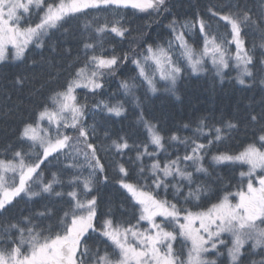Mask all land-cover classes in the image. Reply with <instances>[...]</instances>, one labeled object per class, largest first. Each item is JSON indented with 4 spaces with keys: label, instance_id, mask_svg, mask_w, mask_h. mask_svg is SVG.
<instances>
[{
    "label": "snow or ice",
    "instance_id": "snow-or-ice-1",
    "mask_svg": "<svg viewBox=\"0 0 264 264\" xmlns=\"http://www.w3.org/2000/svg\"><path fill=\"white\" fill-rule=\"evenodd\" d=\"M165 3L166 0H0V62L9 56L13 60L23 59L30 45L43 48L45 38L72 17L109 9L114 17L111 21L105 19L103 23H97L95 27L93 21H98L99 17L85 23V31L92 30L101 39L92 40L90 36L85 40L83 62L79 56L74 59L70 67L75 71L38 103L33 116L23 123L19 133L21 143L40 150L34 162L32 153H26L22 148L15 150L11 158L0 159V211L6 210L17 198L31 200L43 194L60 199L67 197L68 204L55 226L42 227L35 222L54 215L53 209L47 206L34 216L8 224L0 235V264H218L217 259L208 257L223 255L219 252L222 247L227 248L228 264H241L248 244H251L252 254L264 251V126L260 134L238 152L218 151L211 157L215 165L238 163L247 167V171L239 173L241 183L235 192L223 191L214 202L204 207L201 200L210 190L202 185L192 188L194 174L208 172L203 162L211 146L222 142L237 129L238 125L231 120L213 128L201 120L196 128L199 135L195 139H181L172 133L168 139L183 144L185 154L161 162L156 157L165 150V138L158 126L146 120L141 112L138 120L148 133L147 142L130 145L125 136H120L110 145L117 153L136 148L135 159L140 162L137 175L144 178V183L130 181L125 164L117 165L120 174L117 183L133 202L135 223L116 220L109 211L97 227L98 197L92 192L97 175L104 174V182L108 181V176L96 145L90 142L89 131L94 132L95 126L86 124L87 105L79 102L77 90L87 89L96 94L104 88L105 74L115 75L118 66L130 58L128 53L107 55L103 46L102 37L106 34L122 38L129 31L123 27L122 17L115 18L121 10L159 12ZM33 9L37 10L38 22L27 23L26 18L32 16ZM212 15L224 21L229 31H213L211 25L200 17L183 24L173 19L169 24L172 37L167 45L148 44L142 51L133 53L137 58L132 60L136 69L132 80L141 79L154 93L158 90V77L166 82L168 91L174 92L177 80L185 71L184 65L192 73H200L206 71L205 64L210 61L216 75L222 78L223 70L234 61L239 70L236 79L244 85L245 77L252 76L253 57L246 47L243 30L245 25L255 21L247 11L242 15L239 12H212ZM197 28L202 38L199 48L190 44L188 39ZM77 64L80 66L76 67ZM261 83L264 84V80ZM120 87L131 95L136 84L125 79ZM93 109L116 117L125 112L120 101L100 100ZM258 119L256 115L251 116L253 122ZM205 128L209 129L207 135L212 138L202 143L199 136L205 135ZM68 130L78 134L69 135ZM150 147L155 151L150 152ZM61 156L67 161L64 169L73 174L66 182L57 172L46 178L40 171L42 165ZM145 157L152 160L150 165L143 164ZM85 170L87 175H84ZM146 173L151 177V184L147 183ZM169 179L177 183L169 185ZM184 181L188 193L183 204L167 199L169 187L174 190L176 199L182 192ZM57 186H66L69 190L56 191ZM161 188L165 191L164 198L159 194ZM189 203L191 207L185 206ZM93 234L100 238L103 249L92 250L87 246L85 241ZM225 235L230 237V246L229 241L222 238ZM178 240L181 241L179 250L175 247ZM251 264H264V257L251 261Z\"/></svg>",
    "mask_w": 264,
    "mask_h": 264
},
{
    "label": "trees",
    "instance_id": "trees-1",
    "mask_svg": "<svg viewBox=\"0 0 264 264\" xmlns=\"http://www.w3.org/2000/svg\"><path fill=\"white\" fill-rule=\"evenodd\" d=\"M264 0H166L164 8L159 12L149 11L141 13L133 9L121 10L115 17H122V25L129 31L124 37L114 34H106L102 37L103 46L107 55L123 56L129 54L127 62H122L115 70V75L104 76V88L93 94L89 91L80 90L78 99L81 104L87 105L86 124L94 125L95 131H89L90 142L97 147L98 155L105 167L108 181L104 182V174H98L92 195L98 197V220L97 227L105 218V214L111 212L116 220H131L136 209L128 194L119 186L120 179L118 163H124L129 170V180L144 183L145 180L137 175L140 162L136 161V148L131 147L123 153H117L111 148L112 140L125 136L130 145H140L147 142V131L143 123L138 120L143 112L146 120L158 126L160 133L165 138V150L161 151L156 158L161 162L175 159L177 155L185 154L183 144L171 142L168 138L176 133L181 139L197 137L196 128L201 120H204L210 128L222 126L225 121H233L238 125L232 130L227 138L219 143H214L204 160L207 173H195L192 188L202 185L209 189V194L202 198L201 206L206 207L214 202L223 191L235 192L241 179L239 173L244 171V166L237 164H219L211 162L213 154L219 152H238L244 144L250 142L254 136L260 134L264 126V14L262 13ZM210 9L212 11H210ZM249 12L253 22L244 26L243 38L246 47L250 50L253 63L250 65L252 76L248 77L247 83L241 85L236 77V69L230 67L223 70V76L216 75V70L208 63L205 64L206 71L194 74L186 65L184 73L177 80L175 91H168V85L157 78L158 92H151L147 85L137 78L136 69L132 60L137 56L133 53L142 51L146 45H167L172 37L170 22L175 19L179 24L185 21L194 22L197 17L203 18L211 25L213 31L226 33L224 21L213 16L212 12L228 14L239 12L241 15ZM99 17L98 21H93ZM112 10L89 12L86 16H75L67 19L60 28L53 30L44 41L43 48L30 45L26 50V56L20 60H13L11 56L0 63V159L11 158L17 149L26 151L28 143H21L19 139L20 129L34 114V109L50 92L58 88L71 72L70 67L76 57L79 56L81 63L84 59L83 43L88 37L99 40L92 30L85 31L84 25L93 21V27L97 23H103L105 19H113ZM149 23H154L157 29L145 33L144 28ZM189 43L197 48L202 44L198 28L189 34ZM89 40L88 42H92ZM106 44L110 45L107 50ZM114 49V52H113ZM99 51V49L97 50ZM91 55V53H88ZM80 65L77 64L76 67ZM19 79V83L17 80ZM129 80L136 84L131 95H128L120 87L122 80ZM100 100L116 103L123 102L125 112L116 117L106 111L94 110L93 105ZM259 117L257 122L251 120V116ZM188 125V127H185ZM209 129L205 128V135L199 136V142L207 143L212 136L207 135ZM107 134V135H106ZM214 135V132L213 134ZM190 150V149H189ZM150 152L155 149L150 147ZM67 161L63 156L53 158L42 165L40 171L46 178H50L53 172L60 174V179L67 181L73 174L66 171L64 165ZM152 160L145 157L143 164L150 165ZM189 171H193L189 168ZM84 175H87L85 170ZM148 176L147 183L151 184ZM169 185L177 183L169 179ZM181 194L174 199V190L169 187L167 199L183 204L184 196L188 193L187 182L184 181ZM246 184V180L244 181ZM65 186H57L56 191L67 192ZM161 198L165 197L163 188L159 190ZM44 206L53 209L51 218L36 220L42 227L49 224L55 226L63 211L68 207L67 197L60 199L55 195L43 194L29 200L27 197L17 198L6 210L0 211V235L4 228L11 223L18 222L26 216H34L36 212L42 211ZM191 207L189 203L185 205ZM100 238L93 234L85 243L95 250L97 247L104 248L99 243ZM110 250V249H109ZM245 255L241 264H251V261H259L264 257V251L252 254L250 248L244 250ZM222 253V252H221ZM218 258V264H228V258L222 253Z\"/></svg>",
    "mask_w": 264,
    "mask_h": 264
},
{
    "label": "bare ground",
    "instance_id": "bare-ground-1",
    "mask_svg": "<svg viewBox=\"0 0 264 264\" xmlns=\"http://www.w3.org/2000/svg\"><path fill=\"white\" fill-rule=\"evenodd\" d=\"M156 29H157V26L154 25V23H149L148 25L145 26L144 31H145V33H149L150 30H154L155 31ZM106 48H107V50H109L110 49V45L106 44Z\"/></svg>",
    "mask_w": 264,
    "mask_h": 264
},
{
    "label": "rangeland",
    "instance_id": "rangeland-1",
    "mask_svg": "<svg viewBox=\"0 0 264 264\" xmlns=\"http://www.w3.org/2000/svg\"><path fill=\"white\" fill-rule=\"evenodd\" d=\"M262 13H264V12H262ZM32 15H33V13H32ZM29 20V18H26V21H28ZM235 52V49H234V51H233V53ZM239 71V70H238ZM69 134V133H68ZM77 134V133H76ZM246 171H247V167H246ZM143 227H147V225L145 224ZM225 236H227V235H225ZM229 237V236H228ZM223 239H225L226 241H228L229 239L227 238V237H222ZM208 259H213V257L212 256H209L208 257Z\"/></svg>",
    "mask_w": 264,
    "mask_h": 264
}]
</instances>
